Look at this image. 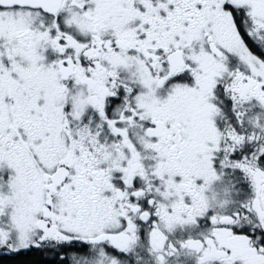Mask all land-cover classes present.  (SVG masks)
Wrapping results in <instances>:
<instances>
[{"label": "snow or ice", "instance_id": "1", "mask_svg": "<svg viewBox=\"0 0 264 264\" xmlns=\"http://www.w3.org/2000/svg\"><path fill=\"white\" fill-rule=\"evenodd\" d=\"M0 264H264V0H0Z\"/></svg>", "mask_w": 264, "mask_h": 264}]
</instances>
